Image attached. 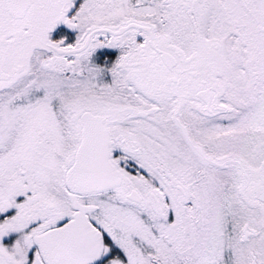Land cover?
<instances>
[{
	"label": "snow or ice",
	"instance_id": "6c2138e0",
	"mask_svg": "<svg viewBox=\"0 0 264 264\" xmlns=\"http://www.w3.org/2000/svg\"><path fill=\"white\" fill-rule=\"evenodd\" d=\"M0 264H264V0H0Z\"/></svg>",
	"mask_w": 264,
	"mask_h": 264
}]
</instances>
